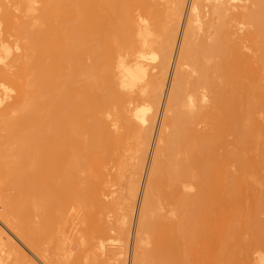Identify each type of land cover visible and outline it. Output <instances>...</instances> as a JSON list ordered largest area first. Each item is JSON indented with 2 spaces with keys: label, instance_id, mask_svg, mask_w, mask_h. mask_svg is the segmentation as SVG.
<instances>
[{
  "label": "bare ground",
  "instance_id": "1",
  "mask_svg": "<svg viewBox=\"0 0 264 264\" xmlns=\"http://www.w3.org/2000/svg\"><path fill=\"white\" fill-rule=\"evenodd\" d=\"M263 80L264 0H0V264H233Z\"/></svg>",
  "mask_w": 264,
  "mask_h": 264
},
{
  "label": "rangeland",
  "instance_id": "2",
  "mask_svg": "<svg viewBox=\"0 0 264 264\" xmlns=\"http://www.w3.org/2000/svg\"><path fill=\"white\" fill-rule=\"evenodd\" d=\"M233 30H234V32H236V36H238V37H244V35L248 32V30H253V28L252 27H250V26H237V27H234L233 28ZM181 38H182V36L179 38V43H178V49H177V53H176V58H175V62H176V59H177V55H178V51H179V46H180V41H181ZM12 40L11 41H13V38H11ZM13 47V46H12ZM13 49L16 51V48L15 47H13ZM14 50H12V51H14ZM21 52L22 51H20V50H18V51H16V54H21ZM14 53L15 52H12V54H11V57L14 55ZM248 53H251V52H248ZM152 60V59H151ZM150 59L147 61V63L150 65V66H152V65H155L156 63H157V61H151ZM151 61V62H150ZM174 67H175V64H174ZM15 70L16 69H12V70H9L8 72L10 73V74H13L14 72H15ZM173 71H174V68H173V70H172V73H173ZM170 81H171V79H169ZM169 81V83H168V89H169V87H170V82ZM263 83H264V80L262 81ZM227 92H231V90H230V88H228L227 89ZM228 93V94H229ZM17 95V92L16 91H14V93L12 94V97L14 98L15 96ZM13 98H11V99H9L6 103H11L12 102V100H13ZM164 101V100H163ZM262 102H264V99H262L261 100ZM166 102V99H165V101L163 102V104ZM166 104V103H165ZM165 104H164V106H165ZM163 111H161V110H159L160 111V115H159V118H160V120L158 119V122L160 121V122H162V118H163V114H164V107L162 106V108H161ZM162 115V116H161ZM157 122V125H156V129H155V135L154 136H158L159 135V131H160V125H161V123H160V125H159V123ZM263 122H264V120H263ZM198 128L199 129H202L203 128V126L202 125H199L198 126ZM156 130H157V132H156ZM156 134H158V135H156ZM156 137H154L155 139L153 140V143H152V145L155 147L156 145V143L154 142V141H156L157 140V138ZM232 140V136H230V138H229V140ZM260 139L263 141L264 139L262 138V137H259V136H257L256 137V141H260ZM157 142V141H156ZM153 146H151V148H150V151H149V154L147 155L148 157V159L150 160H148L147 159V163L148 164H146V169H145V172H144V175H143V179H142V183L143 182H145V183H143L142 184V186H144V188L141 186V189H140V193H139V198H138V200H137V203H136V211H135V213H134V220H133V225H132V229H133V234L135 235V231H136V226H137V223H135V225H134V222H137V220H138V215H139V211H140V206H141V204H142V198H143V194H144V190H145V184H146V182H147V177H148V172H149V170H147V166H148V169H150V165H151V160L153 159V156H154V152L153 151H155V149H156V147L154 148ZM230 147V146H229ZM231 148V147H230ZM247 150V156L248 157H251V158H255L256 156H258V152L257 151H254V150H248V148L246 149ZM222 152V151H221ZM132 151H129V155L130 156H132ZM151 154V155H150ZM130 162H133V159H131V157H130ZM150 162V163H149ZM260 162L262 163V166H261V164H260V166L262 167H260V166H256L255 167V162H252V167H253V171L252 170H250L252 173H253V175L254 176H258V177H260V178H262V176L264 175V173H263V171H264V161L262 162L261 160H260ZM150 164V165H149ZM255 168V169H254ZM258 168V169H257ZM259 168H261L260 170H259ZM252 169V168H251ZM232 172H231V171ZM255 170V171H254ZM146 171H148L147 172V174H146ZM249 171V173H248V175L250 176L252 173ZM259 171V172H258ZM262 172V174H261V172ZM254 172L256 173V174H254ZM226 173H227V178L229 179V180H232V178H233V176H234V174H235V168L234 167H229V168H226ZM230 174V175H229ZM248 175H247V177H248ZM147 176V177H146ZM251 177V179L249 178V179H247V181H249L248 182V184H249V187H251V188H247V190L245 189V187H242V186H240V184L238 185V190H237V196H239V199L237 200V201H235V202H232L233 203V207L235 208V210H238V209H240V210H238V211H241L240 212V214L242 213V216L239 218V221L237 222V224L235 225V226H237V231L239 232V235H238V238H237V243H239V242H241V246H240V248L238 247L240 244H236L235 243V248L236 249H233L232 251H233V257L234 258H231L232 259V263L233 264H257L258 263V257H263V256H261V255H264V242H262V243H258V242H256L255 240H254V238H252V237H254V235L253 234H251V231H250V229L252 228L251 227V225L253 224V222H254V218L256 217L255 216V214L256 213H258L257 212V210H255V204L256 203H253V202H255V201H253V197H254V195L257 193V191L259 190H262L264 187L262 186V185H259L258 183H257V181L254 179V177H252V175L250 176ZM257 177V178H258ZM264 177V176H263ZM256 178V177H255ZM256 178V179H257ZM263 179V178H262ZM257 180H259V179H257ZM261 180V179H260ZM126 181V179H123V181H122V183H124ZM251 181V182H250ZM251 183V184H250ZM260 186H261V188H260ZM263 187V188H262ZM144 189V190H143ZM143 192V194H142V192ZM240 192V193H239ZM244 192V193H243ZM241 194V195H240ZM249 195V196H248ZM251 195V196H250ZM140 196H142V197H140ZM248 196V197H247ZM248 198H249V200H248ZM242 199V200H241ZM251 199V200H250ZM248 200V201H247ZM139 201H141V202H139ZM244 203H243V202ZM139 202V203H138ZM237 202V203H236ZM231 203V204H232ZM234 203H236L237 204V206H236V204H234ZM140 204V206L138 207V205ZM243 204V205H242ZM242 207V209L240 208V207ZM248 206H249V210H248ZM253 207V208H252ZM164 208L165 209H163L162 210V212L164 213V212H166V210L168 209V206L164 203ZM255 211V213L254 212H252V211ZM138 211V212H137ZM252 212V213H251ZM244 213V214H243ZM260 213L261 214H258L259 216L258 217H256L257 219H259V217L260 218H264V212L263 211H260ZM248 215H249V217H248ZM257 215V214H256ZM137 216V217H136ZM262 216V217H261ZM244 217H247L248 218V220H247V225H246V219L247 218H244ZM252 217V218H251ZM137 218V219H136ZM249 218H251V220H253V221H251ZM255 218V219H256ZM263 220V219H262ZM2 222V223H1ZM239 222H240V224H239ZM260 222H261V220H260ZM3 223L5 224V225H3ZM262 223H264L263 221H262ZM239 224V225H238ZM248 225H250V226H248ZM259 225H262V224H259ZM6 226V227H5ZM240 226V228H238ZM246 226H247V228H246ZM0 227H1V229L3 230V231H5V233L7 234V235H9V236H13V238L15 237L14 235H12V233L14 232H10V230L12 231V229L10 228V226L7 224V223H5V222H3L2 220L0 221ZM248 227L250 228V229H248ZM263 227H264V225H263ZM248 229V230H247ZM261 229H264V228H262L261 227ZM8 230V231H7ZM240 230V231H239ZM246 230V231H245ZM249 231H250V233H249ZM10 234H9V233ZM263 233H264V230L262 231ZM15 233V232H14ZM16 234V233H15ZM133 235V236H134ZM252 237H251V236ZM244 237V238H243ZM250 237V238H249ZM240 239V240H239ZM15 240H17V242H19V245H20V241H18V238H16L15 237ZM249 241L250 242V244H247V241ZM246 241V243L245 244H247V246L248 245H251L249 248L250 249H248L247 248V246H246V248H245V246H244V242ZM253 241V242H252ZM248 242V243H249ZM18 244V243H17ZM22 244V243H21ZM133 246H134V244H133ZM21 249H22V251H24V252H26L27 254L29 253V254H32V253H30V251L28 252V249L27 248H25V246L24 245H21V246H19ZM241 247H242V249H241ZM244 249V250H243ZM246 249H248V250H250V251H248V250H246ZM257 249H259V250H257ZM261 249V250H260ZM229 250V251H228ZM234 250H236V252H234ZM249 252V254H248V252ZM256 251H258V252H256ZM131 256H130V258H129V264H131L132 262H133V253H134V249H133V251H131ZM227 253H231L230 252V248H229V246H227ZM262 253V254H261ZM253 254V255H252ZM241 255V256H240ZM249 255V256H248ZM31 256H33V259L34 260H32V261H37L36 263L38 264H42V263H40V260H38V258H36V256H34L33 254L31 255ZM247 256H248V258L250 259V260H248V258H247ZM232 257V256H231ZM256 257V258H255ZM31 259H32V257H31ZM253 261V262H252ZM254 261H256V262H254Z\"/></svg>",
  "mask_w": 264,
  "mask_h": 264
}]
</instances>
